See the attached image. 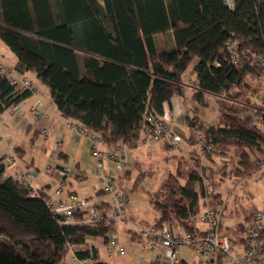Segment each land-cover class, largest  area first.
Here are the masks:
<instances>
[{"label":"trees","instance_id":"obj_1","mask_svg":"<svg viewBox=\"0 0 264 264\" xmlns=\"http://www.w3.org/2000/svg\"><path fill=\"white\" fill-rule=\"evenodd\" d=\"M233 1L230 7L225 0H0V39L16 55L19 72L36 73L63 117L95 131L108 146L137 147L144 116L162 117L164 102L185 96L182 74L198 59L194 99L204 106L207 94L225 99L218 102L217 125L195 111L186 114V124L205 136L208 157L216 147H234L230 172L246 176L264 165V112L259 125L240 115L247 107L238 109L230 100L238 101L236 88L264 66L233 64L225 46L237 40L264 58V0ZM157 34L173 37L165 52L158 51ZM33 93L16 89L0 67V113ZM4 169L0 159V264H65L69 243L83 247L77 258L108 264L87 240L102 237L106 244L114 224L63 225L48 205L50 195L38 190L39 197L30 196L24 180L4 178ZM182 170L170 173L153 194L156 228L195 230L190 217L201 201L221 211V194L207 190L203 175L191 170L184 177ZM141 179L139 174L134 188ZM107 206L95 204L99 210ZM86 212L76 211L72 219ZM238 228L237 234L247 229Z\"/></svg>","mask_w":264,"mask_h":264},{"label":"rangeland","instance_id":"obj_2","mask_svg":"<svg viewBox=\"0 0 264 264\" xmlns=\"http://www.w3.org/2000/svg\"><path fill=\"white\" fill-rule=\"evenodd\" d=\"M169 38L170 35L158 34L155 36L157 48L160 51L165 47L168 48ZM0 51L9 55L13 53L9 46L1 39ZM234 93H238L235 98L240 101V104H235V107H238V109L244 106L248 108L247 111L240 110V115H250L254 121L261 125L262 120L259 119V116L263 114L260 108V99L264 98V70H261L258 75H248L246 84L236 88ZM48 97L49 99L52 98L51 96ZM220 100L219 96L213 95L209 98L208 106L200 105L201 112L199 115L207 123L212 125L218 124L220 114L217 112V107ZM50 103L53 105V102ZM9 111V109L4 111V116L6 117L4 123L6 125L1 129L0 154H7L6 156L13 155L18 159L14 146L21 145L26 150L25 156L30 158L34 156L35 165H40L41 169H43L45 161L49 160V158L47 151H40L41 147L44 143L49 150L56 135L50 136L45 143L42 136L35 135L34 129L28 130L27 126L23 125L21 121L15 123L13 120L15 117L9 115ZM188 133L189 130L187 129L184 130L183 134L180 133L183 143L182 148L179 150L165 143L164 140H148L145 141V144L140 143L135 148L126 147L125 157L127 165L122 172L123 174H118L116 181L126 196L127 205L131 206L133 210H137V215L143 218H139V221L136 223L141 226H147V224H154L157 215L151 203L153 194L163 188V183L168 175L170 173H177L182 168L184 177H187L188 172L194 170L203 175L204 183L209 192L221 194L223 207L226 206L222 214V230L234 236L235 230L239 229V224H248L249 219L246 218L248 214L254 210L263 208L264 168L261 167L252 175L246 176L231 173V168H234L236 155L234 147H216L212 150L211 156L209 155L208 157L203 153L204 150L201 152L198 149V145L194 144L197 150L194 152L190 151L191 153L188 154L189 145H193ZM85 156L89 157L88 171L92 170L91 163L95 164V159L87 151L85 152ZM224 167H226V173L223 172ZM103 171L106 173V167ZM139 174L142 175V179L134 188V182ZM120 176H122V180H120ZM40 178L50 179L45 174H40ZM51 181L53 182V179ZM182 181L185 180L182 179ZM85 184L86 189L84 191L80 190L79 196L92 194L96 198L99 196L96 194V191L104 187V182L93 176L91 171H89ZM93 187H96V189ZM101 196L104 199H109V196L105 193ZM133 201H136V204L132 205ZM205 209L206 205L201 201L199 214L204 212ZM128 222L129 220L120 221L116 225V232L120 243L126 249L125 255L109 254L104 239L102 237L96 239V242L99 243L101 259L109 264H136L135 259L137 256L141 253L148 254V244L132 238V232L129 229L134 230V228ZM198 224L203 228L205 227L199 221ZM180 255L186 256L190 264H199L202 257L186 247L180 249ZM64 261L67 264H81L73 260V254L70 251L67 252Z\"/></svg>","mask_w":264,"mask_h":264},{"label":"built area","instance_id":"obj_3","mask_svg":"<svg viewBox=\"0 0 264 264\" xmlns=\"http://www.w3.org/2000/svg\"><path fill=\"white\" fill-rule=\"evenodd\" d=\"M226 3L233 7V0H225ZM225 49L231 55L232 63L239 66L246 62L258 67L264 66V58L256 55L249 48L241 46L237 40L228 41ZM12 84L21 85L24 89L35 91L33 83L26 77L16 74L12 69H6L2 72ZM194 87H198V81L193 82ZM223 100L225 97H221ZM235 104H240L237 100H230ZM261 109L264 112V98L260 99ZM31 113L38 120L47 117L45 111L34 105ZM262 120V115L259 116ZM65 126L73 130L79 137L86 140L90 152L95 159L96 175L104 182L103 192L109 196L106 209H96L95 203L87 198H82L74 191H66L68 180L73 177L75 170L71 166L62 167L60 174L62 179L55 195L58 200L48 201L53 214L58 217L63 225L77 223L79 225H112L114 230L108 235L106 249L109 254L122 256L126 254V249L121 245L116 232V225L120 221L127 220L128 205L126 196L118 185L116 179L118 174L124 171L127 165L125 157L126 146L118 143L114 146H108L102 137L71 119H67ZM144 133V140L167 141L173 148H182V136L174 132L169 125L167 115L159 117L153 113H147L144 116V123L141 129ZM42 135H50L48 127H43ZM207 140L203 134L198 135V149L202 152ZM15 162V156H7L2 163L11 165ZM109 164V166H107ZM106 167V173L103 169ZM25 184L30 190V196L39 197L40 192L33 187L29 176H25ZM87 210L81 220L74 221L72 216L76 211ZM222 209L216 212L207 202L206 209L201 214H195L190 217L192 221L200 222L205 226L204 230H185L179 227L166 225L162 228H156L153 225L141 226L133 223L135 234L148 242L147 251L151 257L140 254L137 257L138 264H182L180 258V249L187 247L198 255H201V264H214L217 260L223 259L226 264H264V208L257 209L253 212L252 219L247 224L244 235L242 250L235 249L229 235L222 232ZM67 250L77 251L78 246L69 243L66 245ZM92 257H87L83 261L91 262Z\"/></svg>","mask_w":264,"mask_h":264},{"label":"crops","instance_id":"obj_4","mask_svg":"<svg viewBox=\"0 0 264 264\" xmlns=\"http://www.w3.org/2000/svg\"><path fill=\"white\" fill-rule=\"evenodd\" d=\"M161 35H163V34H161ZM172 44H173V37L170 36L169 46ZM166 50H167L166 47L161 51L158 49V51L160 53L165 52ZM197 61H198V59H194L193 62L188 66V68L182 74V77H183L184 81L186 82L185 96L182 97L179 95H174L171 97V99L169 101H166L163 104V108H164L163 115L168 116L169 125L172 128V130L174 132L179 133V134L180 133L183 134L184 130L187 129V130H189L188 134H189L190 138L191 137L195 138V135H197V133L186 124V120H185L186 114L192 113L193 111H195L197 116H199L200 119L207 122L204 118H202L199 115V113L201 112L200 104L194 99V93H195L196 87H194L193 82L197 81L196 72L194 70V67H195ZM16 62H17L16 55H14L13 53L11 55H9L7 53L4 54L0 51L1 71L3 72L6 69H12L16 72V74L22 75L23 77L28 78L33 83L35 91H34L32 96L26 98L17 106L10 108L9 109L10 110L9 115L15 117V119H13L15 123H18L21 121L23 125L27 126L28 130L34 129L35 135L36 136H38V135L42 136L45 143L48 141V138L50 136H52L53 134L56 135V138L53 140L51 148L49 150L47 149V147L44 143L41 147L40 151L41 152L47 151L48 152L47 155L49 158V160L45 161L43 169H41L40 165H35L34 156H32L31 158L25 156L26 150L24 147H22L21 145L14 146V148L16 149L18 159L15 158V162L13 164H11V166L5 165L3 177L5 178V177L13 176L15 178L22 179L25 182V176L28 175L29 180L32 182V185L34 188H36L39 191L41 190V191L45 192L46 194L51 196L52 200L57 201L58 196L55 195L54 193L60 184V180L62 179V175L60 174V170L62 169V167L71 166L75 170V173H74L73 177H71L68 180L69 183H68V186L66 188V191H68V190L74 191L79 196V194H78L79 191L80 190L84 191L86 189L85 181L89 176V171H91L93 176L99 178L96 175L95 164L91 163V165H92L91 169L92 170L88 171V168H87V166L89 164V157L87 158L85 156V152L86 151H87V153L89 152L90 156L94 159V157L92 156V154L90 152L89 145L85 139L79 137L73 130H71L65 126V122H66L67 118L62 116V114L60 113V111L58 110V108L56 106L54 99L53 98L49 99L48 96H51L50 92H49L48 88L37 78L36 73L33 71H26L24 73L19 72L16 69ZM15 88L18 90L24 89L21 85H17V86H15ZM212 96L213 95H211V94L206 95V101L208 102V104H209V98ZM50 102H53V105H51L52 103H50ZM34 105H36L38 108L45 111L47 117L44 118L43 120H38L36 117H34L31 113V108ZM218 114H219V112H218ZM5 120H6V117L4 116V112L0 113V139L2 138L1 129H3V127L6 125L4 123ZM45 126L48 127V129L50 130V135H48V136H44L41 133L42 128ZM69 135H71V136H69ZM143 135H144V133L141 130L140 137L138 139V146L140 143L145 144V140H144ZM197 139H198V135H197ZM164 142L169 144L165 140H164ZM120 144H121V142H120ZM195 149H196V147L194 144L189 145L188 154L191 153L190 151L194 152ZM6 155L7 154H0V159L3 161L7 157ZM107 166H109V164H107ZM262 167L264 168V165ZM40 174H45L50 179L40 178ZM121 174H123V173H120V175ZM51 179H53V182L51 181ZM99 180H100V178H99ZM120 180H122V176H120ZM93 188L96 189V187H93ZM103 193H104L103 189L100 188L96 191V194L99 195L96 198H94L92 194H89L87 196H79V197L90 199L95 204L96 203L99 204V203L108 201L107 199H104L101 196ZM134 204H136V201L132 202V205H134ZM223 205L224 204L222 201V206H221L222 214H223L224 210L226 209V206L223 207ZM263 208H264V205H263ZM137 212H138L137 210H133V208L131 206L130 207L128 206L127 220H129V222L132 224V226H133V223H136L139 221V218L143 219V218L139 217V215H137L138 214ZM247 216H246V218H247ZM221 224H222V221H221ZM241 224H244V223H241ZM149 225H151V224H147V226H149ZM195 227H196V229H199V230L205 229V227L203 228L202 226H200L198 224V222H195ZM246 227H247V224H246ZM129 230L132 232V238L134 240H139L140 242L148 244L147 241L140 240L141 238H139L133 232L134 230H132L131 228ZM236 230L234 232V236L232 234H227V233L223 232V230H222V232L229 235V237L231 238L232 242L235 245V249L238 251L239 250L241 251L243 248V239H244V235H245L246 230L243 233H238V234L236 233ZM96 239H94V238L88 239L87 244L90 247H96L98 252H99V243L96 242ZM82 248H83L82 246H78L77 251H80ZM70 252H72V254H73V260H76L77 262H80L81 264H89L92 262L91 261L89 263H85L83 261L84 259H79L76 257V255H75L76 251H70ZM192 252H194V251H192ZM141 254H143V253H141ZM195 254H197V253H195ZM143 255H145L147 257H151L149 252H148V254H143ZM99 256H100V252H99ZM100 258H101V256H100ZM180 258H181L182 263L190 264L186 256L180 255ZM136 259H135V263L138 264ZM65 264H67V263L65 262ZM199 264H201V260L199 261ZM214 264H226V261H223V259H219Z\"/></svg>","mask_w":264,"mask_h":264}]
</instances>
